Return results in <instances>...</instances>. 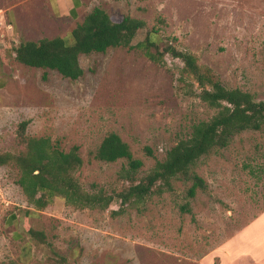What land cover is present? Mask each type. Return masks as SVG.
<instances>
[{
	"label": "rangeland",
	"instance_id": "1",
	"mask_svg": "<svg viewBox=\"0 0 264 264\" xmlns=\"http://www.w3.org/2000/svg\"><path fill=\"white\" fill-rule=\"evenodd\" d=\"M81 1L73 21L51 13L58 0L50 8L43 0H0L1 152L21 150L16 130L28 120L29 137H49L64 152L79 148L76 176L86 190L111 192L122 186L118 173L126 162L93 158L106 135L129 146L143 175L216 113L188 94L183 64L170 56L159 66L123 47L81 55L83 74L75 81L14 61V44L65 37L94 7L114 20H142L146 29L133 45L155 29L227 88L264 101V0ZM193 172L206 184L193 198L191 182L175 180L172 191L113 217L116 202L99 210L55 199L37 211L17 185L18 170L0 166V264H21L27 245L28 264H264V131L234 136ZM186 204L191 213L181 211ZM25 220L46 244L24 233Z\"/></svg>",
	"mask_w": 264,
	"mask_h": 264
},
{
	"label": "trees",
	"instance_id": "2",
	"mask_svg": "<svg viewBox=\"0 0 264 264\" xmlns=\"http://www.w3.org/2000/svg\"><path fill=\"white\" fill-rule=\"evenodd\" d=\"M145 29L142 20L129 16L114 20L100 7H94L65 37L19 41L11 47L15 62L29 68L56 71L71 81L83 74L79 62L81 55L123 47L142 52L159 66H164L165 57L170 56L183 64L182 80L188 87V94L216 110L209 120L194 125L187 139L169 149L164 160L157 161L143 175V164L133 157L129 146L117 134L106 135L93 158L106 163L126 162L118 173L122 186L111 192L88 191L79 182L76 174L82 168L83 160L77 146L64 152L49 137H29L26 130L30 121L20 122L16 138L21 150L0 151V166H13L18 170L17 185L35 210L45 209L55 199L79 209L99 210H107L116 202L119 208L110 211L114 217L123 214L127 208L145 204L153 195L172 191L175 180L190 181L187 197L193 198L197 189H206L203 179L193 172L201 158L226 148L236 135L264 131V101H257L240 89L227 88L211 70L202 68L194 55L176 49V39L169 42L155 29L147 31L143 40L133 45L138 33ZM144 150L151 155L149 148ZM188 207V204L183 205L181 211L191 213ZM11 218L14 220L13 216ZM22 228L32 240L46 244L43 233L33 229L26 220Z\"/></svg>",
	"mask_w": 264,
	"mask_h": 264
},
{
	"label": "crops",
	"instance_id": "3",
	"mask_svg": "<svg viewBox=\"0 0 264 264\" xmlns=\"http://www.w3.org/2000/svg\"><path fill=\"white\" fill-rule=\"evenodd\" d=\"M50 8L51 0H43ZM60 3V7L53 10L50 8L51 13L54 15H60L65 17L66 19H70L76 21L80 17L81 10L84 9L81 0H58ZM91 10L86 11L88 14ZM85 17V16H84ZM83 17V18H84ZM22 256L24 257L21 264H28L29 257L28 254L30 252L29 245L25 246L23 249Z\"/></svg>",
	"mask_w": 264,
	"mask_h": 264
}]
</instances>
